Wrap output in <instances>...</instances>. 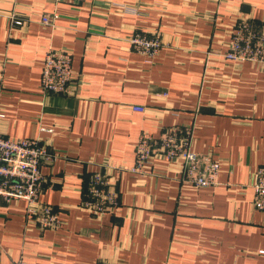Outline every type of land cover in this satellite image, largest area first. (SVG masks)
I'll return each instance as SVG.
<instances>
[{"label":"crops","instance_id":"obj_1","mask_svg":"<svg viewBox=\"0 0 264 264\" xmlns=\"http://www.w3.org/2000/svg\"><path fill=\"white\" fill-rule=\"evenodd\" d=\"M53 11V25L40 21ZM10 13L22 23L9 28ZM241 17L264 24V0H0V134L54 154L38 199L60 220L40 229L24 201L0 196V264H264V211L252 206L264 72L222 57ZM135 32L160 34L150 60L130 46ZM48 49L71 53L69 94L41 89ZM175 125L215 159V183L187 182L158 149L141 173L106 166L130 167L141 132ZM95 172L118 194L101 216L80 205Z\"/></svg>","mask_w":264,"mask_h":264},{"label":"built area","instance_id":"obj_2","mask_svg":"<svg viewBox=\"0 0 264 264\" xmlns=\"http://www.w3.org/2000/svg\"><path fill=\"white\" fill-rule=\"evenodd\" d=\"M55 1L79 4L85 0ZM58 18L57 11H53L42 14L40 21L53 25ZM8 21L9 28L22 23L21 18L14 13L9 14ZM128 41L132 48L142 53L148 60L157 54L162 44L160 34L157 32L149 34L135 32L129 36ZM222 57L233 62L250 61L264 72V24H258L247 17L237 19L230 31V39ZM71 58V53L65 49H48L45 52L40 71V86L43 93H70ZM131 108L144 111V107L139 104L131 105ZM190 139V129L176 125L164 129L158 138L143 131L136 142L134 161L130 167L114 166L110 163L106 166L121 172L128 170L141 173L153 150L158 149L166 160L181 161V175L187 182L198 186L215 183V159L208 153L199 154ZM53 157L54 154L38 137L11 139L0 134V196L6 201L14 199L24 201L26 213L32 216L40 229L53 230L60 225L53 207L42 204L38 199L43 180L40 165L42 162L52 160ZM115 181V178H110L106 172L91 174L86 186L87 198L80 203L81 207L97 216L113 211L118 205ZM252 206L264 211V165L256 170ZM16 264L27 263L18 260Z\"/></svg>","mask_w":264,"mask_h":264}]
</instances>
